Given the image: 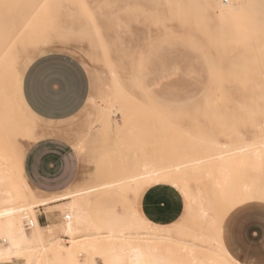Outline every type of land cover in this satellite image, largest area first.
Masks as SVG:
<instances>
[{"label":"rangeland","instance_id":"374dc122","mask_svg":"<svg viewBox=\"0 0 264 264\" xmlns=\"http://www.w3.org/2000/svg\"><path fill=\"white\" fill-rule=\"evenodd\" d=\"M20 1L0 0V8L11 12V19L27 15V39L38 33L41 44L20 53L14 68L3 75L5 94L15 105L14 117L24 118L19 119L22 127L18 124L22 134L12 132L17 142L11 146L22 155L18 168L24 169L22 158L35 137L64 138L80 155L81 173L77 184L54 197L56 201L94 187L91 216L102 233L106 227L100 220L119 216L126 219L121 222L124 226L142 217L138 231L145 225L142 232L153 234L171 229L168 240L151 241V245H161L163 251L174 247L187 262L229 264L213 254H220L214 239L222 235L225 219L242 205L264 202L254 198L256 193L264 197V0H237L238 15L223 20L214 4L228 5L231 0ZM52 52L77 57L92 82L84 111L61 125L37 119L23 96L27 68ZM217 162L227 171H222V165L219 169ZM23 177L30 189L15 178L20 191L45 197L32 192ZM155 189L167 197L152 215L158 222L146 217L143 209L146 194ZM194 199L213 212L205 224L187 214L188 204L195 207ZM56 206L37 209L35 214L52 212L63 245H69L70 239L60 230L64 214L70 212L61 213ZM158 224L162 229L156 228ZM181 241L193 244L195 253L188 255L190 244L184 250ZM79 260L89 259L80 253ZM50 261L59 264L51 253ZM0 264L27 263L14 259Z\"/></svg>","mask_w":264,"mask_h":264},{"label":"bare ground","instance_id":"6f19581e","mask_svg":"<svg viewBox=\"0 0 264 264\" xmlns=\"http://www.w3.org/2000/svg\"><path fill=\"white\" fill-rule=\"evenodd\" d=\"M10 1H14V0H10ZM231 1L232 2L228 5H225L223 1H220L218 3L216 2L214 4L217 9L216 11L218 13V18L220 20H223L225 18H230L232 15H238L239 10L237 9V4H236L237 0H231ZM227 2H229V0H227ZM20 14H22V11L20 12ZM11 15L13 14H11L10 11L7 10L5 11L2 8H0V105L5 106L3 110H0V131L4 133L3 134L0 132V134L2 135V136L0 135V263L7 261L9 262L14 259H24L27 264H43V263L49 264L50 262H52L50 261V253H51L52 260L59 264H212L210 262H205L202 260L198 262H195L196 261L195 260L194 263L187 262L185 261V259L183 260L184 257L181 258V256L179 255L180 253L178 252L179 250L178 251L175 250L174 247L173 249H171L172 247H168L169 249L167 248L166 251H163L160 248L161 245L158 244L151 245L149 243L151 241L159 242V241L168 240L170 236L167 235V232H169L170 234L171 229L167 228L169 230H167L166 234L163 233L153 234L151 233L152 231L142 232L144 226H141L142 229H140L139 226L140 230L138 231L136 229V226H138L142 221H144L142 217L132 218L130 219L129 224L124 226H121V222L123 221L125 222L126 220L123 217L114 216L113 218H110L108 221L105 220L106 222L105 221L102 222L103 220L102 221L100 220L99 223L100 222L101 224L104 223L106 227V231L102 233L100 230L101 226H99L94 220H92V216H91V198H93L94 192L92 191V189L95 190L94 187H92V189L90 190L88 189L78 190L73 193H68L65 196L66 199L63 202H58L55 200L54 197H56L57 195H52L47 198L46 197L33 198L31 196L25 195L22 190L21 192L18 189L15 182V178H18V180H22L25 188L30 189L26 184V182L24 181V177H23L25 174L24 169L18 168L19 164L21 163V156H22L21 151L20 150L17 151L16 154V152H14L16 150V146L12 148L13 144L15 145V143L17 142V139L16 142H14L15 137H13V133L14 132L16 133L19 132V134L21 133L19 130L21 128H19V126H21L20 121L22 120H19L21 118L20 116L21 114H18L20 118L14 117V116L17 117L15 111V105L12 104L14 102L10 101L9 97H7V95L5 94L6 88L3 83V75L14 68L16 57L20 53H23L29 47H35L41 44L40 43L41 36L38 33H35L37 35H32L29 39H27L28 30L26 29V20H25L27 15L21 18L17 16L12 19H11ZM10 19L12 21V25L10 27H7V23ZM42 43L45 42L43 41ZM17 109L19 108H16V110ZM16 119L19 122H17ZM21 119H24L23 116ZM9 125L10 128L12 129L8 128ZM1 128L2 129L6 128V129L5 130L3 129L4 130L3 131ZM8 134L10 136H8ZM42 137L44 138V135ZM8 138L11 139V142L13 139V142L11 144L9 141L10 139ZM40 139L41 137H35L34 142H37ZM7 140L9 142H7ZM4 141L5 143L3 144L2 142ZM8 146L12 148V151L10 150V148H8ZM229 149L231 150V148ZM233 150H235V148ZM212 157H209V159ZM241 157L243 156H240V158ZM250 157L251 156L248 155L246 159ZM222 162L221 163L217 162V165L219 164V169H220V165H222L221 169L223 172H225V170L227 171V169H225L226 166H224L223 165L224 162L223 164ZM212 164L210 165L212 166ZM22 165H24L23 158H22ZM214 165L215 164H213V166ZM15 166L18 169L13 170L12 168H15ZM2 167H8L7 168L8 170L4 171L5 168ZM215 167L216 166H214L213 168ZM200 168L201 167H199V169ZM197 172L199 171L197 170ZM193 173H194L193 174L194 177L191 174L189 175L195 178L197 176L196 172L194 171ZM181 176L183 175L181 174ZM192 177L191 179L195 180ZM170 178L172 177L170 176ZM179 178H177L178 179L177 181H179ZM177 181L175 182L178 183ZM160 182L162 183V181ZM158 185L161 184L158 183ZM169 185L171 186V184ZM96 189H100V188H96ZM186 189H188V186L186 187ZM31 190L32 192H34L33 189ZM254 198L259 200L264 199L263 195L260 193H256ZM193 202H196V200L194 199ZM192 204H188V206L186 205L187 206L186 210H188L187 214L191 216V218L195 216L199 217L200 221L203 224H205L206 219H208V217L210 216L209 213H213L211 212L212 210L208 209L209 207L205 209L204 204L201 202L198 203L196 202L197 206L195 204V207L194 204L193 205ZM52 205H57L56 207L61 209V213H63L64 211L70 212V214H64L65 223L62 229L60 230L62 236L70 239L69 245H63L62 243L63 239L61 238V235H59V233L56 231L57 226L55 224L50 223L46 226H42L38 221L37 215L35 214L37 209L45 208L46 210H48L51 209ZM28 211L31 212V217H32L31 219L34 222V226L32 228H29V222H27V217L25 216L27 215L28 217H30ZM46 213L50 216V213L52 212L48 211ZM67 215L70 216V220H65ZM145 226L148 227V225ZM147 227H144V229H147ZM151 227L152 225L150 226V228ZM154 228L155 227H153V230H155ZM156 228L162 229V226L158 224ZM176 229H180V227ZM181 229L183 230V228ZM28 230H30V232H28ZM164 231H166V228ZM177 231L179 232L180 230ZM206 238L207 236H203L202 240L205 241ZM212 238H214V236H212ZM212 238L209 240H212ZM214 240L218 243V246L220 248V254L217 252H214L213 254H216L218 256L221 255V257L224 258L225 261L228 262L229 264H241L238 261H236V259L231 257L230 253L227 252L228 250H226L222 242V235H219L218 238H215ZM206 242L208 243V240H206ZM182 243L184 250L187 249L186 245L190 244V248L187 249L186 251L188 255H193L195 253L193 250V246H194L193 244L191 243L188 244V242L187 243L182 242ZM211 247L213 248V246ZM80 253H85L88 256L89 260L86 263H83V261L81 262L79 260ZM197 254H199V252Z\"/></svg>","mask_w":264,"mask_h":264},{"label":"crops","instance_id":"0c3cea01","mask_svg":"<svg viewBox=\"0 0 264 264\" xmlns=\"http://www.w3.org/2000/svg\"><path fill=\"white\" fill-rule=\"evenodd\" d=\"M91 91L88 70L68 53L40 56L29 65L23 77L25 103L37 119L51 125H61L81 115ZM23 166L30 187L46 197L63 194L77 184L81 158L66 139L44 136L27 149ZM158 191L151 190L145 196L144 214L150 219L154 218V210L167 200ZM38 221L46 226L54 218L39 215ZM151 221L158 222L156 218ZM222 242L239 263L264 264V202L252 201L232 211L223 225Z\"/></svg>","mask_w":264,"mask_h":264},{"label":"built area","instance_id":"2783aa9c","mask_svg":"<svg viewBox=\"0 0 264 264\" xmlns=\"http://www.w3.org/2000/svg\"><path fill=\"white\" fill-rule=\"evenodd\" d=\"M27 217V222H29V228H32L34 226V222L32 221V219L30 217H28L27 215H25ZM65 220H70V216L67 215Z\"/></svg>","mask_w":264,"mask_h":264}]
</instances>
